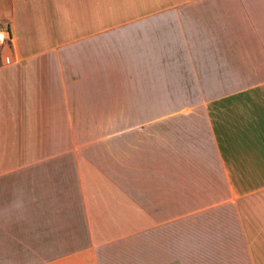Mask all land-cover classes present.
Wrapping results in <instances>:
<instances>
[{"label": "crops", "instance_id": "crops-1", "mask_svg": "<svg viewBox=\"0 0 264 264\" xmlns=\"http://www.w3.org/2000/svg\"><path fill=\"white\" fill-rule=\"evenodd\" d=\"M0 19V264H264V0Z\"/></svg>", "mask_w": 264, "mask_h": 264}, {"label": "built area", "instance_id": "built-area-1", "mask_svg": "<svg viewBox=\"0 0 264 264\" xmlns=\"http://www.w3.org/2000/svg\"><path fill=\"white\" fill-rule=\"evenodd\" d=\"M11 42L8 24L0 19V47ZM4 54V51L0 54Z\"/></svg>", "mask_w": 264, "mask_h": 264}, {"label": "rangeland", "instance_id": "rangeland-1", "mask_svg": "<svg viewBox=\"0 0 264 264\" xmlns=\"http://www.w3.org/2000/svg\"><path fill=\"white\" fill-rule=\"evenodd\" d=\"M0 49H4V48H0ZM4 50H2L1 52H0V54L3 52ZM0 61H1V58H0ZM239 111H241V109L239 108ZM237 112V111H236ZM231 113V112H230ZM232 114V113H231ZM229 117V119H234L231 115H229L228 116ZM98 128V129H97ZM114 128H118V127H113V126H106V127H95V126H91L90 127V133H91V135H93V134H95L96 135V133H104V132H106L107 134L108 133H111L112 132V130L114 129ZM137 129L138 128H136V129H134V131H137Z\"/></svg>", "mask_w": 264, "mask_h": 264}]
</instances>
